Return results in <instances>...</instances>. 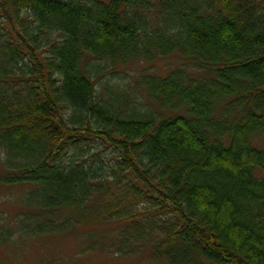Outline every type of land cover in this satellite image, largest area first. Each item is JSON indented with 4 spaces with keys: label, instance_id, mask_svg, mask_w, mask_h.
<instances>
[{
    "label": "trees",
    "instance_id": "obj_1",
    "mask_svg": "<svg viewBox=\"0 0 264 264\" xmlns=\"http://www.w3.org/2000/svg\"><path fill=\"white\" fill-rule=\"evenodd\" d=\"M0 150L30 235L264 264V0H0Z\"/></svg>",
    "mask_w": 264,
    "mask_h": 264
},
{
    "label": "rangeland",
    "instance_id": "obj_2",
    "mask_svg": "<svg viewBox=\"0 0 264 264\" xmlns=\"http://www.w3.org/2000/svg\"><path fill=\"white\" fill-rule=\"evenodd\" d=\"M182 62L180 55L174 53L151 63L130 64L128 67L136 71L146 67L149 71L166 75ZM33 187L31 183L0 184V264H159L158 261L117 256L105 253L104 250L83 252V243L78 238L83 234L80 231L69 234L51 232L34 236L22 231L29 221L26 213L22 215L25 196ZM34 218L31 217L30 220ZM6 228L20 232L15 231L14 235L6 236Z\"/></svg>",
    "mask_w": 264,
    "mask_h": 264
}]
</instances>
